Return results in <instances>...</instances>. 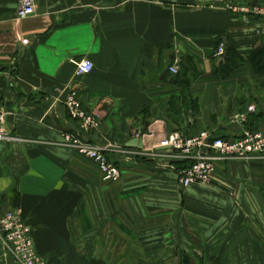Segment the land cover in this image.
<instances>
[{
	"label": "crops",
	"instance_id": "1",
	"mask_svg": "<svg viewBox=\"0 0 264 264\" xmlns=\"http://www.w3.org/2000/svg\"><path fill=\"white\" fill-rule=\"evenodd\" d=\"M35 2L36 15L19 21L20 0H0V112L18 140L0 142V216H23L45 264H111L132 242L146 259L138 264L185 254L192 264H264V159L220 165L211 185L183 189L160 147L177 132L264 135V72L251 64L264 18L212 9L213 0ZM221 39L244 60L225 76L212 59ZM84 58L94 70L78 77ZM175 62L183 79L169 70ZM70 96L101 116L98 131L71 119ZM66 133L109 147L121 180L105 182L63 144Z\"/></svg>",
	"mask_w": 264,
	"mask_h": 264
},
{
	"label": "built area",
	"instance_id": "2",
	"mask_svg": "<svg viewBox=\"0 0 264 264\" xmlns=\"http://www.w3.org/2000/svg\"><path fill=\"white\" fill-rule=\"evenodd\" d=\"M212 9H222L238 14L248 20L264 18V5L243 7L231 4L226 0H213ZM35 0H20L17 12L19 21L36 15ZM28 44V40H23ZM217 59L225 56V45L222 43L216 54ZM76 75L84 77L94 70L90 59L84 58L74 62ZM172 75L180 73V64L175 62L170 67ZM70 117L79 122L82 132L90 134L100 129L102 120L97 113L88 114L81 101L70 96L66 101ZM256 111L254 106L249 107L247 114H239L234 120L244 122L248 115ZM6 114L0 112V142L18 141L5 129ZM63 144L76 150L77 154L96 166L105 182L117 183L121 180L120 169L108 159L109 147L96 145L87 139L66 133L63 135ZM160 147L169 150L168 158L174 162H186L179 171V185L183 189L193 186L211 185L217 168L230 162H252L264 159V135L261 132H246L239 140L214 138L209 132L194 137H186L181 133H174L160 143ZM31 227L17 211H8L0 216V261L11 264H45L38 255L32 236Z\"/></svg>",
	"mask_w": 264,
	"mask_h": 264
},
{
	"label": "trees",
	"instance_id": "3",
	"mask_svg": "<svg viewBox=\"0 0 264 264\" xmlns=\"http://www.w3.org/2000/svg\"><path fill=\"white\" fill-rule=\"evenodd\" d=\"M222 43H224V45H225V56L223 59L220 60V59L216 58L215 54H216L219 46ZM212 59H213L214 65H215L214 72L216 74L220 73L222 76L229 74L230 72L234 71L235 69H238L239 67H241L244 64L243 58L241 57V55H239L237 53L235 48L230 43H227V42H225V40H222V39L218 41ZM188 62H189V59L186 58V66H187ZM251 64L253 66V69L256 72H258V73L264 72V46L257 47L256 49H254V51L252 53ZM180 70H182V71H180V73L174 77L183 79L182 76L184 74V64H181ZM187 92H189V90H186V94H189ZM179 98H182V96ZM174 117H177V115L174 114ZM174 163L177 166V174L179 173L180 170H182L185 166H187L186 162H179L178 161V162H174ZM178 181H179V177H178ZM109 183H112V182H109ZM193 187H195V186H193ZM122 229L129 237L136 239L135 234H134L132 229H127L126 227L125 228L122 227ZM131 244L128 243V249L126 251L127 253L126 254L120 253L119 256L111 259L110 260L111 264H116V262L125 263L126 258H124V256L128 255L130 250H132L134 252L133 249L129 248V245H131ZM130 254H131V257H130L129 262L131 261L132 264H138V262L137 263L135 262L137 259H139L140 262H144V260L142 258H138L139 257L138 253H137L136 258H134L135 252L134 253L130 252ZM181 259H182L181 264H192V262H193L192 258L186 256V254ZM122 260H125V262Z\"/></svg>",
	"mask_w": 264,
	"mask_h": 264
},
{
	"label": "rangeland",
	"instance_id": "4",
	"mask_svg": "<svg viewBox=\"0 0 264 264\" xmlns=\"http://www.w3.org/2000/svg\"><path fill=\"white\" fill-rule=\"evenodd\" d=\"M254 6H261V4H257V5H254ZM243 7H245V6H243ZM192 137H194V136H192ZM142 259L144 260V262H146V259L145 258H142ZM129 260H130V258H128V259L126 258V262H125V260H122L125 263H123V262H120V263L116 262V264H132V262L131 261L129 262ZM135 262L137 263V262H140V261H139V259H137ZM181 262H182V259H178V258H172L171 259V257H170L168 260L164 261L162 264H181Z\"/></svg>",
	"mask_w": 264,
	"mask_h": 264
},
{
	"label": "water",
	"instance_id": "5",
	"mask_svg": "<svg viewBox=\"0 0 264 264\" xmlns=\"http://www.w3.org/2000/svg\"><path fill=\"white\" fill-rule=\"evenodd\" d=\"M225 41H227V40L225 39Z\"/></svg>",
	"mask_w": 264,
	"mask_h": 264
}]
</instances>
